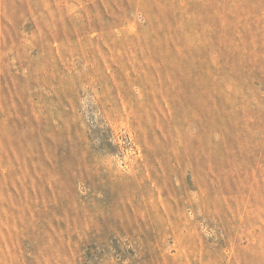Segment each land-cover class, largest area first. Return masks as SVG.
Segmentation results:
<instances>
[{"label": "rangeland", "instance_id": "rangeland-1", "mask_svg": "<svg viewBox=\"0 0 264 264\" xmlns=\"http://www.w3.org/2000/svg\"><path fill=\"white\" fill-rule=\"evenodd\" d=\"M0 264H264V0H0Z\"/></svg>", "mask_w": 264, "mask_h": 264}]
</instances>
